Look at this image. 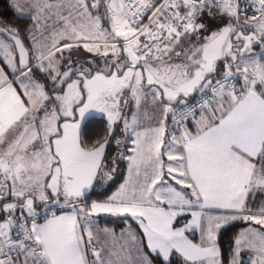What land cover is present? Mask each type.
<instances>
[{
	"label": "snow or ice",
	"instance_id": "obj_1",
	"mask_svg": "<svg viewBox=\"0 0 264 264\" xmlns=\"http://www.w3.org/2000/svg\"><path fill=\"white\" fill-rule=\"evenodd\" d=\"M11 7L0 264H264V0Z\"/></svg>",
	"mask_w": 264,
	"mask_h": 264
},
{
	"label": "trees",
	"instance_id": "obj_2",
	"mask_svg": "<svg viewBox=\"0 0 264 264\" xmlns=\"http://www.w3.org/2000/svg\"><path fill=\"white\" fill-rule=\"evenodd\" d=\"M10 1L11 0H0V20L7 21L10 24H15L17 23V18L15 12L10 6ZM27 23H31V22L26 20L21 21L22 26ZM96 133L97 135L94 136V139L99 138V136H103L104 126L102 124H98L96 126ZM126 169H127L126 163L121 162L117 167L114 182L111 184V187H109L107 184V186L104 189L95 190L91 195V199L93 200L106 199L124 181ZM101 223L107 225L108 227H117L115 226V224L112 223L111 218L101 219ZM245 226L246 225L243 221H236L233 222L231 226L227 227L226 230L222 231L220 236V243L225 247V249L227 248L231 237L234 236L237 231H239ZM120 227H122V224H120L119 227H117V229Z\"/></svg>",
	"mask_w": 264,
	"mask_h": 264
},
{
	"label": "rangeland",
	"instance_id": "obj_3",
	"mask_svg": "<svg viewBox=\"0 0 264 264\" xmlns=\"http://www.w3.org/2000/svg\"><path fill=\"white\" fill-rule=\"evenodd\" d=\"M11 4H12V0L10 1V6H11ZM12 8V7H11ZM14 11V10H13ZM107 186V183H105V184H103L102 186H100V187H96L95 188V190H102V189H104L105 187ZM117 189H118V187L111 193V194H113L115 191H117ZM110 194V195H111ZM109 195V196H110ZM106 217H108V218H111L112 220L113 219H115V218H112V217H110L109 215H107V214H102V217H101V219H106ZM236 222V221H235ZM119 225L120 224H115V226H117V227H119ZM101 226H105L103 223H101ZM123 226V225H122ZM119 229V228H118ZM197 235V237H198V233L196 234Z\"/></svg>",
	"mask_w": 264,
	"mask_h": 264
},
{
	"label": "crops",
	"instance_id": "obj_4",
	"mask_svg": "<svg viewBox=\"0 0 264 264\" xmlns=\"http://www.w3.org/2000/svg\"><path fill=\"white\" fill-rule=\"evenodd\" d=\"M128 178V174H127V169H126V173H125V179L124 180H126ZM124 182V181H123ZM122 182V183H123ZM106 218H108V217H106ZM103 227V226H102Z\"/></svg>",
	"mask_w": 264,
	"mask_h": 264
}]
</instances>
